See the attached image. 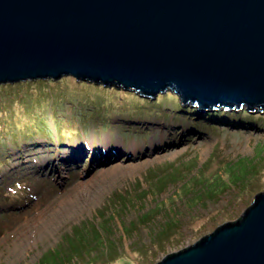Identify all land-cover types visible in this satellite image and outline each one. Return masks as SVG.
Returning a JSON list of instances; mask_svg holds the SVG:
<instances>
[{
	"label": "rangeland",
	"instance_id": "obj_1",
	"mask_svg": "<svg viewBox=\"0 0 264 264\" xmlns=\"http://www.w3.org/2000/svg\"><path fill=\"white\" fill-rule=\"evenodd\" d=\"M146 96L71 74L0 83V264H154L264 190V112Z\"/></svg>",
	"mask_w": 264,
	"mask_h": 264
},
{
	"label": "water",
	"instance_id": "obj_2",
	"mask_svg": "<svg viewBox=\"0 0 264 264\" xmlns=\"http://www.w3.org/2000/svg\"><path fill=\"white\" fill-rule=\"evenodd\" d=\"M68 74L264 112V0H0V83ZM154 264H264V190Z\"/></svg>",
	"mask_w": 264,
	"mask_h": 264
},
{
	"label": "bare ground",
	"instance_id": "obj_3",
	"mask_svg": "<svg viewBox=\"0 0 264 264\" xmlns=\"http://www.w3.org/2000/svg\"><path fill=\"white\" fill-rule=\"evenodd\" d=\"M112 85H115V84H112ZM116 87H121V86H117V85H115ZM129 89V88H128ZM169 89V88H168ZM188 101V100H187ZM187 101H184V102H186L187 103ZM189 102H191L190 100H189ZM192 104H193V102H191ZM196 108H198L199 107V104H193ZM226 104H220V106H222V107H227V108H233V107H237L238 108V106H225ZM220 106H218V107H220ZM240 107H243V106H240ZM239 107V108H240ZM200 108V107H199ZM207 108V107H206ZM206 108H201V109H197V110H201V111H203L204 109H206ZM208 108H210V109H213V108H216V107H208ZM246 110H247V108H246V106L244 107ZM263 113V112H262ZM73 152V151H72ZM65 157H72V155L70 154V155H66L65 154ZM68 160V159H67ZM66 160V161H67ZM71 161V160H70Z\"/></svg>",
	"mask_w": 264,
	"mask_h": 264
},
{
	"label": "trees",
	"instance_id": "obj_4",
	"mask_svg": "<svg viewBox=\"0 0 264 264\" xmlns=\"http://www.w3.org/2000/svg\"><path fill=\"white\" fill-rule=\"evenodd\" d=\"M214 112H218V110H216V111H214ZM215 114H216V113H215ZM231 114H232V112H231ZM225 116H226V113H222V114L219 113V117H220V118H226ZM220 118H219V119H220ZM81 238H82V237H81ZM81 238L79 237V238L77 239V241H80ZM72 241H73V240H72ZM73 247H74V249H75V246H73ZM77 252H81V250H80V249H77ZM61 258H62V257H60L59 260L57 259L58 261H57V260L55 261L56 264H62V261H60Z\"/></svg>",
	"mask_w": 264,
	"mask_h": 264
}]
</instances>
